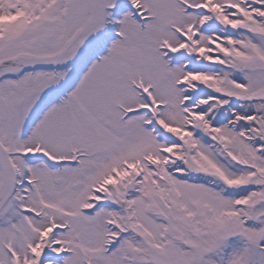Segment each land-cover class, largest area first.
Wrapping results in <instances>:
<instances>
[{
    "label": "snow or ice",
    "instance_id": "1",
    "mask_svg": "<svg viewBox=\"0 0 264 264\" xmlns=\"http://www.w3.org/2000/svg\"><path fill=\"white\" fill-rule=\"evenodd\" d=\"M0 264H264V0H0Z\"/></svg>",
    "mask_w": 264,
    "mask_h": 264
}]
</instances>
